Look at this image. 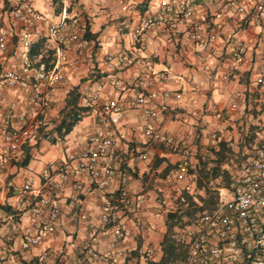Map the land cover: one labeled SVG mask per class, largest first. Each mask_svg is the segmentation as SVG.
<instances>
[{"label":"built area","instance_id":"1","mask_svg":"<svg viewBox=\"0 0 264 264\" xmlns=\"http://www.w3.org/2000/svg\"><path fill=\"white\" fill-rule=\"evenodd\" d=\"M223 14L264 29V0H226L217 13L218 16ZM7 16L16 29L17 45L23 50L15 66H0V103L5 89H15L25 94V106L18 108L11 102L5 106L2 115L0 189L4 188L2 174L7 164L19 158L20 145L39 123L38 119L44 121L47 118L51 103L49 89L64 79L62 64L66 53L73 44L79 54L86 47L75 18L47 22L41 38L52 50L53 64L47 70L36 68L31 65L27 52L31 34L41 30L44 15L33 6L32 0H11ZM200 23L192 0H157L154 8L145 12L132 27L131 43L135 50H145L146 32L153 30L174 38L181 32L193 46L201 48L212 35L202 33ZM10 35L9 30L0 25V56L7 50ZM229 50L227 69L232 72L242 61V41L232 37ZM103 60L112 70H123L133 64L139 66L140 72L121 84V87L129 88V95L123 99L103 97L101 90L106 80L101 76L80 91L81 105L94 109L101 130L88 134L84 147L69 154L65 161L44 167L37 186L31 178L23 180L11 208L17 213L23 211L26 221L19 226L13 225L10 233L0 239V245L4 246L0 248V264L19 262L18 253L37 246L42 238L55 231L60 217L59 198L66 187L75 202V210L67 219L83 223L86 231L67 264H150L153 261L159 245L149 239L157 229L156 223L142 218L147 195L144 191L130 192L128 189L131 175L121 166L120 153L109 131L125 108H139L145 136L170 151L184 153L166 172L151 174L152 182L156 186H169L175 199L182 192L195 191V164L186 156L189 137L162 132L151 124L156 111L148 107L149 99L155 94L156 81L167 78L166 74L154 71L147 56H134L125 51L106 52ZM263 78L264 69L259 66L250 91L253 103L264 100V91L260 87ZM109 82L117 83V77L111 75ZM162 95L175 96L176 93L164 91ZM227 114L222 110L213 111L216 122L208 133L204 153L211 154L209 150L225 140L219 121ZM177 118L181 119L182 115L177 114ZM254 132L241 159L232 170H227L226 178L221 179L216 188L214 206L177 229L176 240L183 247L178 264H264V121L256 125ZM137 156L144 157L142 154ZM113 180L117 181L116 189L107 195L105 189ZM91 190L99 194L95 221L86 217L80 198L82 193ZM102 239L106 242L99 249L98 242ZM53 254L52 248L47 247L36 255L33 264H45Z\"/></svg>","mask_w":264,"mask_h":264},{"label":"crops","instance_id":"2","mask_svg":"<svg viewBox=\"0 0 264 264\" xmlns=\"http://www.w3.org/2000/svg\"><path fill=\"white\" fill-rule=\"evenodd\" d=\"M225 1L192 0L195 15L201 20L199 29L204 34L212 35L204 47L193 46L181 32L174 38L152 30L146 32L145 50H135L131 43V29L145 12L154 8L157 0H61L57 11L51 0H32L45 21L41 30L31 34V42L41 38L47 22H58L62 18H75L81 36L86 24L93 38L84 40L86 47L81 55L75 44L66 53L62 64L64 79L49 89L51 103L46 120L52 123L57 121L65 95L73 86L80 93L87 83H94L100 76L106 80L101 90L103 97L123 99L128 96L129 88L121 87V84L139 73V66L133 64L123 70H112L103 60L106 52L125 51L134 56H147L154 71L166 74L167 78L156 81L155 94L149 99L148 107L156 111L151 124L177 137L187 135L186 156L194 164V156L204 151L208 133L216 122L213 111L228 112L227 117L219 121V127L226 137L230 135L241 139L246 134L252 135L256 125L264 121V100L258 103L250 101L257 70L264 60V29L249 22L236 21L228 14L218 16ZM10 5L11 0H0V25L11 34L7 50L0 56V66L7 68L18 63L20 51L23 50L17 45L16 29L7 16ZM232 37L243 43L242 61L232 72H228L229 42ZM92 43L95 44L94 49ZM111 75L117 77V83L109 82ZM260 87L264 91V78ZM164 91L175 92L176 95L163 96ZM11 102L23 108L25 94L15 89L4 90L0 103V126L5 106ZM78 104L81 105L79 98ZM177 114H181L182 118L178 119ZM12 121L14 124V119ZM142 128L139 108H125L109 131L120 153L121 166L133 172V177L127 183L128 189L130 192L144 191L147 195L142 218L156 223L157 229L149 235V239L159 245L166 213L173 209L176 199L169 186H156L150 175L166 172L184 153L170 151L149 139ZM100 130L95 111L89 108L62 140L51 144L42 138L36 146L31 147L30 159L25 166H18L14 161L7 164L2 174L4 188L0 189V239L10 233L13 225L19 226L26 221L23 211L17 213L11 208L23 180L31 178L33 185L37 186L42 180L41 170L44 167L65 161L69 154L84 147L88 134ZM138 154L144 157L138 158ZM116 186L117 181L113 180L105 189L106 194L111 195ZM70 194L66 187L59 198L60 217L55 231L42 238L37 246L18 253L19 262L15 260L12 263L33 264L36 255L47 247L52 248L54 254L45 264H67L71 261L86 231L83 223H73L67 219L75 210V202ZM98 196L96 190L80 195L86 217L91 221L97 218ZM105 242V239L100 240L98 248L102 249ZM3 247L0 245V248ZM160 254L158 250L152 262H157Z\"/></svg>","mask_w":264,"mask_h":264},{"label":"trees","instance_id":"3","mask_svg":"<svg viewBox=\"0 0 264 264\" xmlns=\"http://www.w3.org/2000/svg\"><path fill=\"white\" fill-rule=\"evenodd\" d=\"M55 5L54 10L60 8L61 0H51ZM82 38L85 41L92 40L89 35L86 24L83 25ZM92 48L95 44L92 43ZM31 65L36 68L47 70L53 64L52 50L44 44L43 38H38L29 44L27 52ZM79 92L77 87L73 86L65 95L64 104L59 110L56 122L49 120L42 121L32 129L29 137L20 145V155L14 162L18 166H25L29 159V150L36 146L40 139H46L53 144L71 130L73 125L80 120L84 112L89 108L78 104ZM211 159H206L200 155L196 156V165L194 169V188L201 193L182 192L175 201V207L167 211L164 221V232L162 233L159 250L161 252L157 262L150 264H178L183 254V247L176 240V230L185 223L193 220L197 215L205 210L211 209L216 201V191L209 187V182L215 178L225 179L227 170L221 168L231 154V148L226 141H219L215 148H211ZM133 177V172L128 170ZM196 215V216H195Z\"/></svg>","mask_w":264,"mask_h":264},{"label":"rangeland","instance_id":"4","mask_svg":"<svg viewBox=\"0 0 264 264\" xmlns=\"http://www.w3.org/2000/svg\"><path fill=\"white\" fill-rule=\"evenodd\" d=\"M261 65L264 69V60H262ZM257 72H258V70H257ZM254 136H255V134H252V135L246 134L245 136H242L240 139L238 137L233 138L232 136L228 135L226 137V142H227L228 146L231 148V154L227 158L226 162L221 165V168H224L228 171L232 170L235 167V165L238 163V161L241 159L242 154H244L245 150L248 148V143L250 142V140ZM198 155H200L206 159L212 158L211 154L204 153L203 151L199 152ZM196 156H194V157L196 158ZM195 165H196V163H195ZM221 181H222L221 178L218 177V178L211 180L208 185L211 189L216 191V188H218L220 186ZM196 192L201 193V191L198 190V191H194L193 194ZM172 207L174 208L175 205H173ZM198 214L199 213H196V215H198Z\"/></svg>","mask_w":264,"mask_h":264}]
</instances>
